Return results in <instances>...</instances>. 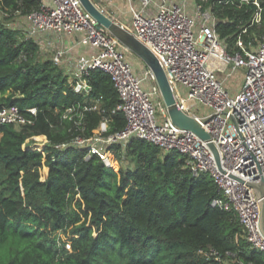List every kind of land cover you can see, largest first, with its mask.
<instances>
[{"label":"trees","instance_id":"1","mask_svg":"<svg viewBox=\"0 0 264 264\" xmlns=\"http://www.w3.org/2000/svg\"><path fill=\"white\" fill-rule=\"evenodd\" d=\"M196 1L212 8L231 53L245 26L247 43L264 35V10L251 25L256 5ZM39 7L40 0H0L8 21ZM95 99L105 113L85 111L82 131L75 120ZM119 99L101 70L92 72L88 90L76 92L26 27L0 20V108H37L33 124H0V264H264L238 217L211 204L220 195L212 177L193 176L180 152L132 138L124 149L111 147L120 163L131 162L117 172L98 154L86 159V148L57 147L92 136L104 116L109 134L121 131ZM70 107L74 119L65 117ZM36 136L47 138L44 151L34 148Z\"/></svg>","mask_w":264,"mask_h":264},{"label":"built area","instance_id":"2","mask_svg":"<svg viewBox=\"0 0 264 264\" xmlns=\"http://www.w3.org/2000/svg\"><path fill=\"white\" fill-rule=\"evenodd\" d=\"M138 2L139 8L131 6V24H119L158 57L178 107L200 121L210 139L173 123L164 100H159L163 97L152 69L146 66L138 73L133 60L140 58L100 26L80 0H40V7L25 16L27 36L36 39L41 49L67 35L77 36L71 48L60 44L55 49L53 61L62 68L65 62L71 67L70 74L65 71L76 92L90 88L93 71L107 73L120 98L114 112L126 119L121 131L109 134L110 119L104 116L92 136L80 134L70 144L57 147L86 148V159L98 154L109 166L114 159L119 162L111 147L124 148L132 138L147 140L165 153L180 152L193 176L209 174L217 185L220 195L211 204L236 215L250 246L264 251V35H251L247 43L243 36L250 33L245 26L236 43L238 50L231 53L216 28L217 16L211 7L204 8L196 0ZM242 2L256 5L251 25L260 23L264 0ZM77 46L89 47L90 53L72 54L74 58L68 61ZM239 72L243 79L236 88L230 79ZM101 102L95 99L78 113L75 122L82 131L85 111L105 113ZM74 108H68L65 117L74 119ZM36 115L35 107L25 113L11 105L0 108V124L21 127L33 124L31 116Z\"/></svg>","mask_w":264,"mask_h":264},{"label":"water","instance_id":"3","mask_svg":"<svg viewBox=\"0 0 264 264\" xmlns=\"http://www.w3.org/2000/svg\"><path fill=\"white\" fill-rule=\"evenodd\" d=\"M80 1L83 4L84 8L100 24V26L110 30L115 37H117L125 46H127L140 59H142V61L149 68L152 69L156 76L157 84L159 85L163 100L173 123L181 129L191 130L201 138L209 140L210 134L202 128L200 121L178 107L167 74L160 63V60L151 51V49L147 47L142 41H140L132 32L116 22L112 17L104 13L93 0ZM207 120L208 118L203 119L204 122H207ZM211 148L214 150L215 155L219 161V154L217 152V149L212 144ZM262 227L264 229V205L262 213Z\"/></svg>","mask_w":264,"mask_h":264},{"label":"rangeland","instance_id":"4","mask_svg":"<svg viewBox=\"0 0 264 264\" xmlns=\"http://www.w3.org/2000/svg\"><path fill=\"white\" fill-rule=\"evenodd\" d=\"M94 1H97V3L101 2V0H94ZM103 3V6L105 7V9L107 10V12H109V14L112 16V18L115 19V21H119V22H122V23H125L127 25H130L131 24V19H132V10H131V5H133L135 8H139L140 7V4L138 2V0H132L131 2H129L128 0H126L124 3L122 2V4H118L117 7H110L108 6L107 2H101ZM121 5V6H119ZM113 9V11H111V9ZM0 20H2L3 22L7 21L9 22L12 26H16V27H23L25 29V27H29V23H28V20L26 17L24 16H18L16 17L15 19L13 20H6L4 14L2 13V11L0 10ZM58 47V45H56L53 41V45L52 46H45L43 45L42 46V53L44 55H47V56H50V57H53V54L55 53V49ZM138 61L139 63H141V60H139L138 58H135L133 60V63H134V67L136 69V71L138 72L139 70H137L139 67L137 64H135V62ZM139 73V72H138ZM70 74V72H69ZM71 80V78H70ZM231 81V84L233 85H237L236 88L240 85L239 83H241V78L240 76H236L234 75L232 77V79H230ZM159 100L163 101V99L159 98ZM193 108V107H192ZM35 138V139H34ZM32 139L35 140V143L33 145H35V149H38V150H41V151H44V145L47 143V138L45 136H36V137H33ZM124 149V148H123ZM129 163L127 164H122L120 162H117L116 159H114V161L112 162L113 163V167L115 168V170L117 172L120 171L122 165L123 167L124 166H127V165H130L131 162L130 160H128ZM48 167H45L42 171V175H43V178H46L47 177V174H48ZM63 239L68 241V238L69 237H66L64 235H62Z\"/></svg>","mask_w":264,"mask_h":264},{"label":"crops","instance_id":"5","mask_svg":"<svg viewBox=\"0 0 264 264\" xmlns=\"http://www.w3.org/2000/svg\"><path fill=\"white\" fill-rule=\"evenodd\" d=\"M93 1H94V0H93ZM98 1H99V0H98ZM105 1L107 2L108 6H109V8H110V7H117L118 4H122V2L124 3L126 0H101V2H105ZM94 2H95V4H96L99 8L103 9L107 15H109L110 17H112V16L109 14V12H107V10L105 9V7L103 6V3H101V2L97 3V1H94ZM119 6H121V5H119ZM131 6H132V5H131ZM113 9H114V8H112L111 11H113ZM113 19H114V18H113ZM114 20H115V19H114ZM116 22H117V21H116ZM118 23H122V22H119V21H118ZM76 39H78L77 36L67 35V36L64 38L63 41H58V40H56L55 44L58 45V46H59L60 44H63V45H65V46H68L69 48H71V47H72V43H73L74 41H76ZM88 53H90V49H89V47H86V46H77V47H75V48L70 52V54L68 55V59H67V60H68V61H72V58H74L73 55L77 57V56H79V55H82V54H88ZM72 54H73V55H72ZM139 60H141V59H139ZM135 64L138 65L139 68H138L137 70H139V72H141L142 69L146 68V66H147L144 62H142V60H141V63H139L138 61H136ZM64 66H65L64 68H65L66 71H69V72L71 71V67H68V63H67V62H65ZM236 76H240V78L243 79V74H242L241 72L237 73Z\"/></svg>","mask_w":264,"mask_h":264}]
</instances>
